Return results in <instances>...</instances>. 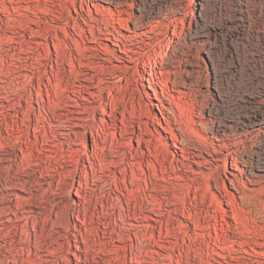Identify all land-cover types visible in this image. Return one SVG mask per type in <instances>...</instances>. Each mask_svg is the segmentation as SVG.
Returning <instances> with one entry per match:
<instances>
[{
  "label": "rangeland",
  "instance_id": "1",
  "mask_svg": "<svg viewBox=\"0 0 264 264\" xmlns=\"http://www.w3.org/2000/svg\"><path fill=\"white\" fill-rule=\"evenodd\" d=\"M45 1L0 0V264H230L228 248L262 250L264 0H55L75 17L72 67ZM116 10L133 41L158 34L131 61L104 40L131 80L90 42ZM153 55L168 93L149 87ZM173 99L199 135L181 136ZM168 116L187 140L165 132ZM246 220L259 226L244 238Z\"/></svg>",
  "mask_w": 264,
  "mask_h": 264
},
{
  "label": "bare ground",
  "instance_id": "2",
  "mask_svg": "<svg viewBox=\"0 0 264 264\" xmlns=\"http://www.w3.org/2000/svg\"><path fill=\"white\" fill-rule=\"evenodd\" d=\"M29 1H31V0H18V2H29ZM46 1H45L46 2V6H45L46 12H45V14L48 17L51 14L54 15V16L50 17V20L55 21V22H60L61 21L65 25V27L62 30V33H60V35H57V39H58V43H59V51H60L59 54H61L59 56H61L60 58H62L63 55H65L66 59H67L66 63L70 67H72V65H73V57H74V51H73V46L72 45H73V43H76L74 41V39H75V35L74 34H75V30H76V27L74 26L75 25V17L72 15L71 9L69 7H67L66 12L65 11L62 12L61 11V5L58 4V3H55L57 0L56 1L55 0H46ZM12 3H14V2H12ZM17 6H19V5L12 4L11 8H8V10H11V9H13V8H15ZM23 8H26V7L22 6V9ZM26 13H24V14L28 15V16H30V15L34 16L35 11L30 9V12H28V14H26ZM35 17L39 18V16H36V15H35ZM103 17H104V15H103ZM99 19H100L99 17H94L95 21H97ZM103 19H104V21H106L105 27H99V31L98 32H95L94 30H91L92 37L90 39V42H94L95 45L98 46L97 49L102 50V52L104 54V56H102V59L104 61L105 67L109 68V69H114L113 71H111L112 76H120V79H122V77H124L126 80H131V77L134 75V72L133 71H129L128 68L125 69V67L128 66V65H123L122 68H121V71H120V69L117 68V66L112 65V62H113V59H112L113 57L112 56L115 55V52L113 50H110L106 45H104V40L111 41V42H113V44H115L116 46H118L120 48H121L120 42L124 41V44H123V47H122V51L124 52L125 55H124V59L121 60V61H131L130 59H132V57H131L130 53L143 54V50L146 47L155 48L154 47L155 45H153L154 44L153 41H154V37L157 36L158 34H156L154 32L152 27H149L150 30L143 34L145 37H141L142 35L139 34L137 36H139L140 39L133 41V38L131 36L121 34V31L118 29V25H121V22H122L121 21L122 19H121V11L120 10H116L115 12H112V13L108 14ZM131 22L134 24V26H137L138 28H141V26H142L141 23H137L136 24L134 21H131ZM83 33H84V31L79 30L77 34H78L79 37H81ZM147 33H152V34L149 35ZM35 36L42 37V34L41 33H37ZM42 39H45L46 41H48L47 38H42ZM157 45H159V44H157ZM133 47L136 48V49H134ZM150 59H152L151 62H150L151 67H150V72H149V78H147V81L149 82V87L151 89H153L155 93H157V90L155 88V84H159L160 88H161V90L163 92H165V93L170 92L171 88L169 86V82L162 81V80L160 81V80L157 79V71H156L157 62L155 60V56L153 55ZM107 63H109V64H107ZM136 74H138V76L136 78V82H137V84L140 85L141 84L140 81H142V78H143L142 73L139 72V73H136ZM140 100H141L143 109L145 108L144 111L146 112L145 113L146 115L140 114L141 116H139V118H143V117L145 118V116H147V118L149 120H152L151 115L150 114L147 115V113L149 112L148 111V109H149L148 106L151 105L149 94L145 93V91L142 92ZM170 100H172V99H170ZM173 100L174 101H170L171 108H170L169 112H170V114H172L171 117H173V119L175 120V123L178 124L176 129L179 130V133L181 134V136H186V135H189V136L196 135L197 136V135H199V133L196 132L191 126L192 122H194V121H193V119L190 118V114H189L188 118L187 117H186V119L183 118L182 114L180 112V108H179L181 103L177 102L176 99H173ZM112 107H113V105H112ZM112 109H114V108H112ZM112 109H111L110 112H108L110 117L113 116V112H112L113 110ZM161 126L165 130V132H168L169 134H171V136L173 137L172 138L173 140H174V138H176V139L179 138L180 142H183V140H187V139H185L183 137L180 138L179 135H178L179 133H175V127H173V121H172V119L169 116L167 118H165V124H163ZM225 126H226V124L223 123L222 120H221V121H219L216 124V127H215L214 130L222 131L225 128ZM92 136L94 137V135H92ZM165 137L167 138V136H165ZM138 142H140V139H138ZM75 144L82 145L85 148V150H86L85 154L89 155L87 144L84 141H81V142L75 143ZM177 144L178 143L176 142L175 145H177ZM97 145L98 144L95 142L93 147L91 148V155L93 154V152H94V150H95ZM79 148H80V146H78L75 149H73V151L77 152V151H79ZM193 148L198 149L197 146H194ZM208 152H209V150H208ZM22 153L25 154L24 150L22 151ZM224 159H225V162L228 163V157H225ZM112 163H111V165H114V161ZM207 163H212V162H207ZM112 167H114V166H112ZM209 168H211V166H209ZM106 170L110 171L111 168L108 167V168H106ZM111 173H113V172H110L109 174L111 175ZM243 225H247V226L243 230V233H240V235H243V236H245L244 238H246L247 236H252L253 231H254V227L256 228V225L258 227L259 223H258L257 220H254V221L246 220L243 223ZM260 227H261L260 232H258L257 234H258L259 237L264 239V224L261 225ZM81 232L82 231L80 229L79 230V234H81ZM245 233H247V235ZM254 233H256V232L254 231ZM240 244L245 246V244H248V242L243 240V243L240 242ZM230 246H232V245H230ZM261 246L263 247L262 250H257L252 245L249 248H246V249L245 248L244 249L236 248V247H235V249H234V247L228 248L227 250L229 251L228 252L229 255L226 256V254H225V257L222 258V259H227L225 262L226 263H230V264H264V241L262 242ZM231 253L232 254L234 253V256H231L230 255ZM258 258H262V260H260ZM232 261H235V263L232 262Z\"/></svg>",
  "mask_w": 264,
  "mask_h": 264
}]
</instances>
